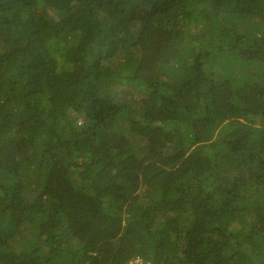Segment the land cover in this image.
<instances>
[{
  "label": "trees",
  "instance_id": "16d2710c",
  "mask_svg": "<svg viewBox=\"0 0 264 264\" xmlns=\"http://www.w3.org/2000/svg\"><path fill=\"white\" fill-rule=\"evenodd\" d=\"M135 257L264 264V0H0V264Z\"/></svg>",
  "mask_w": 264,
  "mask_h": 264
},
{
  "label": "rangeland",
  "instance_id": "374dc122",
  "mask_svg": "<svg viewBox=\"0 0 264 264\" xmlns=\"http://www.w3.org/2000/svg\"><path fill=\"white\" fill-rule=\"evenodd\" d=\"M60 77H56L54 82L58 84V89L56 86L53 87V94L60 93L64 96L63 103L58 104L56 95L52 96L51 102L53 104L58 105L57 111L62 114V116L69 117L71 119H74V121L77 122L79 125H86V123L89 122L88 119H93L96 112V105L98 103V98L96 96V91L92 87L93 84H91V78L88 76L83 75H77L73 82H71L72 79H69L68 85L64 82L66 79L62 80ZM57 80V82H56ZM35 83L33 86V90H41L42 88H49V83H44L41 79L35 80ZM123 86L125 87L124 90H127V92L123 91ZM131 93V89L126 87V85H116L115 90L111 91L115 101L116 100H122L125 97L129 96V92ZM57 108V106H56ZM92 117V118H88Z\"/></svg>",
  "mask_w": 264,
  "mask_h": 264
},
{
  "label": "built area",
  "instance_id": "2783aa9c",
  "mask_svg": "<svg viewBox=\"0 0 264 264\" xmlns=\"http://www.w3.org/2000/svg\"><path fill=\"white\" fill-rule=\"evenodd\" d=\"M126 264H150V263H147L143 261L142 259L135 257V258L129 259V261Z\"/></svg>",
  "mask_w": 264,
  "mask_h": 264
}]
</instances>
